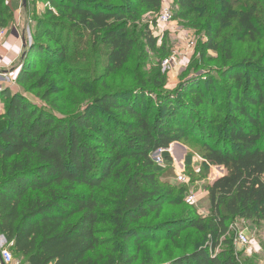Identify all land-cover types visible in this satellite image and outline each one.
I'll return each instance as SVG.
<instances>
[{
    "label": "trees",
    "instance_id": "16d2710c",
    "mask_svg": "<svg viewBox=\"0 0 264 264\" xmlns=\"http://www.w3.org/2000/svg\"><path fill=\"white\" fill-rule=\"evenodd\" d=\"M42 1L46 14L34 22L16 83L44 89L49 109L27 94L0 91V236L11 254L23 264H134L146 241L172 242L191 229L202 246L164 263L148 256L143 264H239L231 249L215 251L227 243L228 223L264 225V52L254 60L255 53L241 56L238 48L260 36L264 0H177L180 21L203 13L199 62L220 51L222 63L168 92L152 90L164 87L160 71L148 82L138 70L132 87L106 88L136 49L129 20L142 7L159 10L161 0ZM11 20L0 0V30ZM220 26L231 29L222 35ZM143 38L156 47L149 28ZM32 61L54 71L38 76L27 68ZM61 73L64 79L51 81ZM78 85L89 88L79 89L82 107L59 113L66 108L56 103L65 104L63 93ZM190 142L204 167L224 172L207 188L206 221L193 216L184 188L164 181L150 158Z\"/></svg>",
    "mask_w": 264,
    "mask_h": 264
},
{
    "label": "rangeland",
    "instance_id": "374dc122",
    "mask_svg": "<svg viewBox=\"0 0 264 264\" xmlns=\"http://www.w3.org/2000/svg\"><path fill=\"white\" fill-rule=\"evenodd\" d=\"M9 0H6V2ZM120 0H113L117 3ZM205 1V0H204ZM177 0H161V6H168L171 10L172 21L170 23L169 29L172 30V34H166L162 42L152 50H150L146 45L143 38L146 29L149 28L151 34L154 35L155 20L159 15L161 9L157 11H151L146 8H140L138 12L131 18L128 22L129 35L135 40L136 49L130 57L128 64L125 66L124 70L117 74L114 77L108 79L106 88L107 89H118L132 87L136 83L132 80L133 74L139 70L140 74L145 78L146 81L150 82L151 79H154L157 71L161 72V75L165 77L163 82L164 87L161 89H152L162 90L163 92L172 91L176 86L186 77L194 72H204L206 68L217 69L221 67L222 55L220 51L205 52L204 61L202 64L199 62V53L201 51L202 45L206 43V36L203 26L205 21L202 18L190 17L188 21H180L177 18L178 8L176 7ZM18 3V9L20 2ZM8 4V3H7ZM45 5V2L42 0H26L25 6L20 10L23 12L21 17L22 27L24 22H27V25L32 29L36 19L41 18L46 14V8L42 6ZM24 10V11H23ZM203 12V8H201ZM25 13V15H24ZM17 19L12 17V20L7 29H10ZM218 28V27H217ZM222 35L228 32L231 28H224L220 26ZM180 30V31H177ZM260 36L255 38L256 40L252 43L246 42L244 45H238V48H241L242 54L249 50L250 53H255L256 57L254 60L259 58V56L264 52V20L260 25ZM175 31H177L175 33ZM184 31L194 39V47L187 59L184 61L183 67L176 70H162L160 67V61L162 58L172 50L181 47V42L178 40V32ZM221 38V35L220 37ZM31 40V39H30ZM33 63L35 64L34 68ZM64 68H81L82 66H70L69 64L63 65ZM28 70L33 69L37 70L38 76L49 75L51 71H54V68H49L44 62H31L28 65ZM261 68L264 70V64ZM83 76H78L76 79L84 80ZM60 79H64V75L61 73L59 75L53 76L51 81L57 82ZM0 84H3L4 87L9 85V90L14 92H20L22 94H27L37 106L49 109V104L46 101L41 99L44 89L29 91V83L26 84H17L16 78L10 79L0 74ZM88 84V83H87ZM148 88H152L150 83L147 85ZM79 89L88 90L87 87H82L78 85L76 88H67L66 93H63L66 103L58 102L56 103L59 107L66 108L64 111H58L59 113L69 114L73 113L76 108H81L83 101L86 100L85 95L79 91ZM2 90V89H1ZM100 89L98 92H101ZM54 96L49 97L48 100H53ZM146 98L143 100V104ZM74 104V105H73ZM0 109L4 111V103L0 100ZM184 149L173 148L171 152V161L164 162L163 165L157 166L162 173V179L170 184V186L178 189L184 188L185 194L183 195V201L188 209L191 212H195L193 216L196 218L207 220L210 218V203L207 196V188L212 184L214 180L222 176L220 169L218 167L208 166L204 167V160L196 154L198 147L194 142L190 144L182 145ZM178 149V150H177ZM176 152H179L176 156ZM181 158V160H179ZM184 170V173L187 178V183L182 184L178 183L176 180L178 172ZM196 195L195 203H188L186 198L189 194ZM228 234L225 237L227 240L226 244H220L216 249L215 253L221 252L223 250L231 249L233 255L236 256L237 262L239 264H264V225L262 223H256L254 221L246 220H235L231 223H228ZM190 232H192L190 234ZM245 233L249 239V245L246 247H241L236 242V236L238 233ZM190 234V235H187ZM203 240L200 237L191 231V229L182 232L178 237H176L172 242L161 241L159 244H154L152 242L146 241L142 245L140 252L138 254V261L134 264H143L148 260V256H152L153 263H164L173 258L178 257L181 254L192 252L196 245L202 246ZM15 260L19 261L20 264H23L22 259L17 257L12 252Z\"/></svg>",
    "mask_w": 264,
    "mask_h": 264
},
{
    "label": "built area",
    "instance_id": "2783aa9c",
    "mask_svg": "<svg viewBox=\"0 0 264 264\" xmlns=\"http://www.w3.org/2000/svg\"><path fill=\"white\" fill-rule=\"evenodd\" d=\"M20 2L19 11L22 8L23 0H17ZM43 8H47L48 4L42 6ZM160 12L158 17L155 20V28L154 36L157 38V44L159 45L166 34H172V30L169 29L170 23L172 21V14L171 10L168 6L162 5L160 8ZM16 30V25L12 26L10 29L2 28L0 30V46L6 40L9 31ZM180 31V30H177ZM175 31V33L177 32ZM178 40L181 42V47L175 50H172L168 53V55L161 61L160 67L162 70H176L183 67L184 61L189 57L191 54L193 47H194V39L187 35L184 31L178 32ZM31 39V37H30ZM31 41V40H30ZM4 86V85H2ZM6 88H9L5 86ZM173 149V144L170 145L167 149H159L155 151L151 156V160L155 165L161 166L164 164V156L167 154L171 157V152ZM221 177V176H220ZM176 180L178 183L186 184L187 178L184 173V170L178 172ZM188 203H195L196 202V195L189 194L186 198ZM236 242L241 247H246L249 245V239L245 233H238L236 236ZM11 244H7L5 239L0 236V264H20L19 261L15 260L12 256L11 252L9 251V247Z\"/></svg>",
    "mask_w": 264,
    "mask_h": 264
},
{
    "label": "crops",
    "instance_id": "0c3cea01",
    "mask_svg": "<svg viewBox=\"0 0 264 264\" xmlns=\"http://www.w3.org/2000/svg\"><path fill=\"white\" fill-rule=\"evenodd\" d=\"M7 3L11 10L12 17L17 20H15L16 30L9 31L6 40L0 46V74L6 78L15 79L21 67L20 62L24 54L25 46L30 42L31 28L27 25L26 21L22 27L21 17L23 12L18 10L17 0H9ZM23 6H25V4H23L22 7ZM2 85L3 84H0V91L6 89V87ZM2 113L3 110L0 109V115ZM178 154L179 152H176V156ZM179 157L178 155V158ZM179 160H181V158Z\"/></svg>",
    "mask_w": 264,
    "mask_h": 264
},
{
    "label": "water",
    "instance_id": "95a60500",
    "mask_svg": "<svg viewBox=\"0 0 264 264\" xmlns=\"http://www.w3.org/2000/svg\"><path fill=\"white\" fill-rule=\"evenodd\" d=\"M25 3H26V0H23V4H25ZM29 45H30V42L28 43V45L25 46V49H26V48H29V47H30ZM23 56H24V54H23ZM23 56H22V57H23ZM173 148L184 149L179 143H174V144H173ZM218 169H220V168H218ZM220 172H221V174H222V173H223V170L220 169Z\"/></svg>",
    "mask_w": 264,
    "mask_h": 264
}]
</instances>
